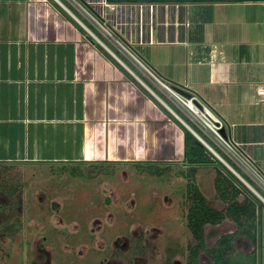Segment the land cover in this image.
I'll list each match as a JSON object with an SVG mask.
<instances>
[{
	"label": "crops",
	"instance_id": "obj_1",
	"mask_svg": "<svg viewBox=\"0 0 264 264\" xmlns=\"http://www.w3.org/2000/svg\"><path fill=\"white\" fill-rule=\"evenodd\" d=\"M238 3L261 8L243 15L216 8ZM192 7V26L180 29V43L159 45L191 48L197 69L208 67L206 81H196L208 92L175 84L171 69L168 78L142 59L205 102L234 138L260 146L262 160L264 102L257 88L264 84V0ZM257 33L259 43L252 40ZM131 76L53 0H0V163L158 162L168 145L170 156L177 154V136L171 142L167 135L168 125L179 133L176 123Z\"/></svg>",
	"mask_w": 264,
	"mask_h": 264
},
{
	"label": "rangeland",
	"instance_id": "obj_2",
	"mask_svg": "<svg viewBox=\"0 0 264 264\" xmlns=\"http://www.w3.org/2000/svg\"><path fill=\"white\" fill-rule=\"evenodd\" d=\"M192 8L195 7L189 9ZM216 8L241 10L243 15L261 6L238 3ZM255 36L252 40L259 43L262 36L258 33ZM110 47L158 94L162 101L150 96L156 104L158 101L174 115L169 106L184 119L181 111L141 71ZM134 49L165 76H169L166 69H171L174 72L171 80L175 84H188L190 90L208 92L201 84L196 85L206 81L208 67L197 69L191 48L154 45ZM260 108L264 107L260 105ZM243 109L246 112L248 107ZM166 115L172 119L169 113ZM176 128L178 134L168 125L167 135L171 142L173 136H177V154L170 156L173 151L168 145V155H163L165 161H153L157 167L165 168L162 176L138 171L133 165L144 161L95 165L75 161L1 162L0 187L5 188L6 193L0 189V264H186L188 246L195 241L187 227L188 179L179 174V169H187L183 165L184 133L177 123ZM262 139L264 142V137ZM235 140L241 143L242 164H248L246 157L250 155L257 160L256 165L264 167V159L260 160L255 152L260 146ZM215 177V165L210 164L200 166L193 180L212 205L221 209L225 204L216 197ZM242 198L239 196L240 200ZM17 220L20 225L15 228ZM260 221L257 243L239 237L235 249L243 254L255 250L257 262L264 264V207ZM235 230L236 224L229 219L220 225H207L206 245L210 247L222 234ZM202 264H209L206 255L202 257Z\"/></svg>",
	"mask_w": 264,
	"mask_h": 264
},
{
	"label": "built area",
	"instance_id": "obj_3",
	"mask_svg": "<svg viewBox=\"0 0 264 264\" xmlns=\"http://www.w3.org/2000/svg\"><path fill=\"white\" fill-rule=\"evenodd\" d=\"M94 42L100 45L145 89L160 101L158 94L113 50L114 47L165 95L182 113L181 118L167 106L235 176H237L264 203V167L247 156L248 164H242L241 143L227 132V123L198 96L186 97L174 89L173 84L158 75L135 51V46H154L180 43V29H189L188 19L191 2L175 0H53ZM174 29L175 37L170 36ZM163 30L160 38L159 31ZM257 93L264 102V84ZM264 144V142H262ZM262 163V162H261ZM264 166V160H263Z\"/></svg>",
	"mask_w": 264,
	"mask_h": 264
},
{
	"label": "trees",
	"instance_id": "obj_4",
	"mask_svg": "<svg viewBox=\"0 0 264 264\" xmlns=\"http://www.w3.org/2000/svg\"><path fill=\"white\" fill-rule=\"evenodd\" d=\"M159 1V0H155ZM183 2H236L250 0H175ZM258 1V0H252ZM137 81L133 76H131ZM151 96V94L146 90ZM152 97V96H151ZM153 98V97H152ZM160 107L170 114L172 119L180 126L184 133V160L183 165L187 169H179V174L188 179L187 198L189 199V209L187 213V227L189 228L194 243L188 246V264H200L202 253L207 255L211 264H260L257 262L256 251L248 254L236 252L235 241L239 237H245L254 244L257 243V226H261V211L264 203L220 160L215 158L201 141L187 129L178 119H176L163 105L156 101ZM95 164H113L111 162H87ZM214 164L216 168L215 190L216 197L225 205L217 208L205 197L194 183L197 170L200 166ZM138 171L145 170L148 174L162 176L165 168L157 167L158 164L151 161L133 164ZM142 166H145L141 168ZM1 191L6 193L5 188ZM13 192L16 187L13 186ZM9 194H12L10 192ZM243 196L242 200L239 196ZM11 196V195H10ZM15 201H13L14 203ZM5 208V207H4ZM8 209V208H7ZM226 219L236 224V230L222 234L215 243L208 247L206 245L205 228L207 225L216 226L222 224ZM20 225L17 220L15 228Z\"/></svg>",
	"mask_w": 264,
	"mask_h": 264
},
{
	"label": "water",
	"instance_id": "obj_5",
	"mask_svg": "<svg viewBox=\"0 0 264 264\" xmlns=\"http://www.w3.org/2000/svg\"><path fill=\"white\" fill-rule=\"evenodd\" d=\"M174 89L179 92L180 94L186 96V97H191L192 93L186 91L185 89H183V87H180L178 85H173Z\"/></svg>",
	"mask_w": 264,
	"mask_h": 264
},
{
	"label": "flooded vegetation",
	"instance_id": "obj_6",
	"mask_svg": "<svg viewBox=\"0 0 264 264\" xmlns=\"http://www.w3.org/2000/svg\"><path fill=\"white\" fill-rule=\"evenodd\" d=\"M152 162V161H151ZM189 229V228H188ZM207 238V237H206ZM212 246V245H211ZM209 247V246H208ZM203 255H205L204 253H202L201 254V256H200V264H202V257H203ZM207 256V255H206ZM208 257V256H207ZM208 259H209V264H211V260H210V258L208 257ZM186 264H188V262L186 261Z\"/></svg>",
	"mask_w": 264,
	"mask_h": 264
}]
</instances>
